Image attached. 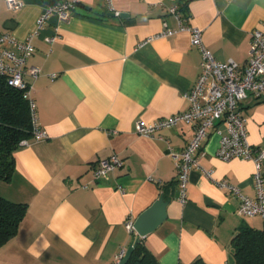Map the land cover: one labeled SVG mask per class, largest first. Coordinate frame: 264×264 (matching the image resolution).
I'll use <instances>...</instances> for the list:
<instances>
[{"label": "crops", "instance_id": "obj_1", "mask_svg": "<svg viewBox=\"0 0 264 264\" xmlns=\"http://www.w3.org/2000/svg\"><path fill=\"white\" fill-rule=\"evenodd\" d=\"M21 1L23 7L11 11L0 0V33L19 40L32 34L27 65L41 74L31 97L47 138L15 150V171L0 182V197L27 205L16 235L0 248V264H114L133 243L126 219L135 221L167 186L165 219L144 236L145 248L159 264H229L239 229L264 230V218L239 216V199L217 183L255 198L253 163L217 157V131L226 129L217 123L196 153L199 167L190 173L182 204L168 149L182 151L194 125L147 137L135 133V124L189 108L184 95L198 78L201 54L171 7L202 31L216 61L242 67L251 32L264 24V0H112L120 16L104 0H61L74 4L70 18L53 15L38 32L47 5ZM165 27L175 33L163 37ZM237 111L249 143L264 147V101L250 96ZM112 155L122 166L92 181L98 163Z\"/></svg>", "mask_w": 264, "mask_h": 264}, {"label": "built area", "instance_id": "obj_2", "mask_svg": "<svg viewBox=\"0 0 264 264\" xmlns=\"http://www.w3.org/2000/svg\"><path fill=\"white\" fill-rule=\"evenodd\" d=\"M107 10L116 16L120 13L114 9L112 0H104ZM8 10L18 11L23 7L21 0H5ZM74 4L69 1H60L53 6H47L39 16L36 32L47 22L49 17L57 15L62 21L70 18ZM177 7H171L169 13L175 14L180 29H187L191 35V45L197 47L201 54L200 71L197 80L184 99L189 108L183 112L155 119L145 124L140 121L135 124V133L141 136L153 137L158 131L177 126L180 123L193 124L194 134L182 151H175L169 147L168 155L173 159L177 169L179 189L178 200L184 203L187 198L190 173L198 168L196 153L207 139L209 131L217 123H223L225 132L217 131L219 146L217 157L223 161L232 159L250 160L254 166L253 181L256 191L255 198L242 195L237 187L219 181L220 188L228 189L240 201L237 214L241 217L264 218V147L254 148L247 138L246 120L239 114L240 102L252 96L256 100L264 101V24L254 29L250 34V49L247 62L240 67L234 61L218 62L202 41V31L187 24L177 15ZM175 32L164 28L163 37ZM32 34L26 39L19 40L10 33H0V77L6 80L7 85L23 91L28 101L31 139L20 142V147L28 146L31 141L38 142L47 138L41 129L36 104L31 97L33 82L40 76L41 69L28 66L27 61L34 52L31 43ZM52 43L55 38H47ZM162 139L161 137H158ZM122 166L117 155L102 160L93 170L92 181L107 178L116 168ZM210 176V172H206ZM134 219L128 217L124 223L127 232L133 234V243H141L144 236H139L134 229ZM132 243V244H133ZM126 249H121L115 258L114 264H121Z\"/></svg>", "mask_w": 264, "mask_h": 264}, {"label": "trees", "instance_id": "obj_3", "mask_svg": "<svg viewBox=\"0 0 264 264\" xmlns=\"http://www.w3.org/2000/svg\"><path fill=\"white\" fill-rule=\"evenodd\" d=\"M61 0H41L53 6ZM31 139V123L28 101L23 91L10 87L0 77V182H7L15 171L13 152L20 142ZM171 186L164 187L161 200L170 199ZM27 210L26 204L14 203L0 197V248L12 239ZM232 260L229 264H264V230L243 226L233 237ZM126 264H159L155 257L138 243ZM191 264H206L201 259Z\"/></svg>", "mask_w": 264, "mask_h": 264}, {"label": "water", "instance_id": "obj_4", "mask_svg": "<svg viewBox=\"0 0 264 264\" xmlns=\"http://www.w3.org/2000/svg\"><path fill=\"white\" fill-rule=\"evenodd\" d=\"M75 6L78 8H85L81 3H75ZM166 206L167 203L159 199L149 209L140 214L134 222V229L136 233L139 236H145L161 224V222L165 219ZM137 244L138 241H135L128 247L121 264H126L128 262Z\"/></svg>", "mask_w": 264, "mask_h": 264}]
</instances>
